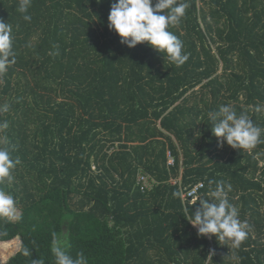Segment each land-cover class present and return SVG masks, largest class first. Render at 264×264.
I'll return each instance as SVG.
<instances>
[{
	"label": "trees",
	"instance_id": "16d2710c",
	"mask_svg": "<svg viewBox=\"0 0 264 264\" xmlns=\"http://www.w3.org/2000/svg\"><path fill=\"white\" fill-rule=\"evenodd\" d=\"M114 2L32 0L29 22L19 0H0L16 52L0 75V146L20 160L3 187L21 209L0 221V244L21 240L5 264H55L54 232L88 264H264V143L218 147L208 115L231 105L264 129V0H179L189 7L168 30L189 57L180 67L146 42L122 44ZM220 180L251 225L239 249L187 220L199 200L183 192L203 183L210 199Z\"/></svg>",
	"mask_w": 264,
	"mask_h": 264
},
{
	"label": "clouds",
	"instance_id": "9594fccd",
	"mask_svg": "<svg viewBox=\"0 0 264 264\" xmlns=\"http://www.w3.org/2000/svg\"><path fill=\"white\" fill-rule=\"evenodd\" d=\"M31 3L32 0H19L17 9L23 19L29 22L31 15L28 10ZM188 7V3L179 0H155V3L153 0H116L110 8L108 26L119 35L121 43L129 48L146 42L180 67L189 57L183 51V42L168 29L169 26L180 24ZM13 43L12 25L0 19V75L5 74L9 66L16 62ZM53 47L57 50L50 55H59L58 46ZM9 108V104H4L0 106V112H8ZM255 110L259 112L261 107L257 106ZM208 115L213 121L211 131L217 138L218 147H223L226 143L233 149L251 151L258 144L264 143V129L257 126L248 115L237 114L231 105H221L218 111ZM8 126V122L4 121L0 123V130H5ZM7 143L5 138L3 144ZM19 164V158L13 159L7 146H0V221L4 223L21 219L16 199L3 187L5 182L13 180L12 173ZM213 183L215 188L209 192L211 198H197L199 206L194 212L190 211L187 220L197 229L199 236H215L219 242L230 243L233 249H239L246 240L251 225L239 219L238 208L229 202L231 185L223 180L209 181L210 185ZM52 235L50 251L55 257V264H88L83 252L73 257L67 247L57 240L56 233ZM22 254L27 257L31 255V251L22 247ZM33 264H44V261L34 260Z\"/></svg>",
	"mask_w": 264,
	"mask_h": 264
},
{
	"label": "rangeland",
	"instance_id": "374dc122",
	"mask_svg": "<svg viewBox=\"0 0 264 264\" xmlns=\"http://www.w3.org/2000/svg\"><path fill=\"white\" fill-rule=\"evenodd\" d=\"M197 89H198V87H197ZM138 144H141V143L140 142H132L131 143V145H138ZM115 149H117V148L115 147ZM112 150L113 149H110V152ZM172 156L169 154L170 159H172ZM262 163H264V162H262ZM262 165L263 164H260V166H262ZM93 170H95V172L97 171L95 166L93 167ZM17 208H18V215H20L21 209L18 206H17ZM20 245H21L20 237H17L10 244H0V264L7 263L10 260V258H12L16 254V252L19 250Z\"/></svg>",
	"mask_w": 264,
	"mask_h": 264
},
{
	"label": "built area",
	"instance_id": "2783aa9c",
	"mask_svg": "<svg viewBox=\"0 0 264 264\" xmlns=\"http://www.w3.org/2000/svg\"><path fill=\"white\" fill-rule=\"evenodd\" d=\"M173 161H174L173 159H169L170 164H173ZM138 183L140 184L142 190H145L146 187H149L152 185L149 175L144 174V173L138 176ZM202 187H203V183H199L195 185L192 189L184 191L182 194L183 198L190 199L192 203L195 202L197 198H199V195H200L199 190Z\"/></svg>",
	"mask_w": 264,
	"mask_h": 264
}]
</instances>
